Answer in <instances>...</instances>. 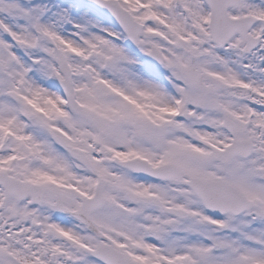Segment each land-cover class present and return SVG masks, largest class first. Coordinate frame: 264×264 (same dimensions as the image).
Wrapping results in <instances>:
<instances>
[{
    "label": "snow or ice",
    "instance_id": "obj_1",
    "mask_svg": "<svg viewBox=\"0 0 264 264\" xmlns=\"http://www.w3.org/2000/svg\"><path fill=\"white\" fill-rule=\"evenodd\" d=\"M0 264H264V0H0Z\"/></svg>",
    "mask_w": 264,
    "mask_h": 264
}]
</instances>
